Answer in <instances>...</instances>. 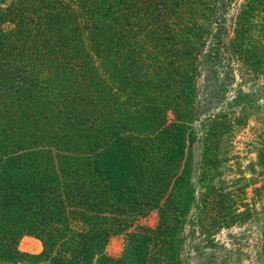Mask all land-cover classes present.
<instances>
[{
	"label": "trees",
	"instance_id": "obj_1",
	"mask_svg": "<svg viewBox=\"0 0 264 264\" xmlns=\"http://www.w3.org/2000/svg\"><path fill=\"white\" fill-rule=\"evenodd\" d=\"M236 1L0 0V264H183L250 217L249 183H221L252 103L217 70L264 88V0Z\"/></svg>",
	"mask_w": 264,
	"mask_h": 264
},
{
	"label": "rangeland",
	"instance_id": "obj_2",
	"mask_svg": "<svg viewBox=\"0 0 264 264\" xmlns=\"http://www.w3.org/2000/svg\"><path fill=\"white\" fill-rule=\"evenodd\" d=\"M237 0L236 2H238ZM235 13L234 7L226 13L227 24L229 18ZM229 28V25H228ZM222 63H226L222 60ZM228 70L226 74L223 70ZM218 76L224 77L220 83L223 95L230 98L236 88L249 91L251 107L248 112L246 126L234 137L231 159L223 166L224 179L221 186H228L232 180L240 177L239 184L249 183L245 188L244 201L251 207L250 217L238 225L222 228L213 233L212 244H197V250H191L183 260V264H264V251L262 253V239L259 229L261 209L264 203L256 197L254 187L263 186L264 171L260 169V163L255 151H246L245 141L251 139L253 134L260 132L261 120L264 118V88L261 81L253 82L248 76L239 70L235 61L229 62L225 67H218ZM209 81L203 77V73L197 78L198 97H203L210 91ZM219 86V85H218ZM212 87V86H211ZM205 90V91H204ZM216 110V109H215ZM264 165V164H263ZM218 185V184H217ZM260 194L262 192H259ZM262 195V194H261ZM146 224L154 223V216L146 219ZM20 251L28 254H36L41 249L40 241L33 236L24 235L18 241ZM122 248V238L112 237L105 245L104 252L110 256H117Z\"/></svg>",
	"mask_w": 264,
	"mask_h": 264
}]
</instances>
